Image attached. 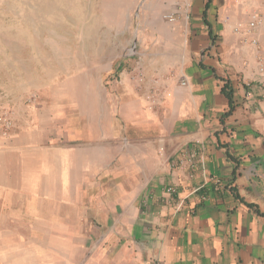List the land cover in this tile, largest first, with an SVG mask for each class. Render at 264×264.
<instances>
[{
    "label": "crops",
    "instance_id": "0c3cea01",
    "mask_svg": "<svg viewBox=\"0 0 264 264\" xmlns=\"http://www.w3.org/2000/svg\"><path fill=\"white\" fill-rule=\"evenodd\" d=\"M115 5L87 102L0 135V264H264V0Z\"/></svg>",
    "mask_w": 264,
    "mask_h": 264
},
{
    "label": "rangeland",
    "instance_id": "374dc122",
    "mask_svg": "<svg viewBox=\"0 0 264 264\" xmlns=\"http://www.w3.org/2000/svg\"><path fill=\"white\" fill-rule=\"evenodd\" d=\"M117 1L0 0V118L13 123L7 130L0 121L1 136L24 126L38 130L45 118L42 126L53 135L48 122L61 108L87 102L90 62L116 59L119 46L133 44L130 36L115 34L125 30L105 25ZM96 71L105 80L115 69ZM63 91H76V97H62Z\"/></svg>",
    "mask_w": 264,
    "mask_h": 264
},
{
    "label": "built area",
    "instance_id": "2783aa9c",
    "mask_svg": "<svg viewBox=\"0 0 264 264\" xmlns=\"http://www.w3.org/2000/svg\"><path fill=\"white\" fill-rule=\"evenodd\" d=\"M174 20H175V18H172L170 16V21L173 22ZM263 23H264V19L260 14H258V13L253 14L251 16V19H250L248 25H247L246 34L247 35L252 34V32L254 30H256L257 28H259L261 25H263ZM242 29H243V25L240 24L237 27L236 32L239 33V32H241ZM253 43L256 44V41L254 40ZM259 70H260L261 74H264V65L260 66ZM183 85H186V82H183ZM0 121H2L5 124V127L7 128V130H9L13 125L12 118H10V117H8V118L1 117ZM214 181L217 183L220 182L219 180H214ZM169 192L172 193L173 190L170 188Z\"/></svg>",
    "mask_w": 264,
    "mask_h": 264
},
{
    "label": "trees",
    "instance_id": "16d2710c",
    "mask_svg": "<svg viewBox=\"0 0 264 264\" xmlns=\"http://www.w3.org/2000/svg\"><path fill=\"white\" fill-rule=\"evenodd\" d=\"M227 86H228V84L225 85V87L223 88L222 92L228 98L229 104H230V107H231V111H232L233 105H234V102H233V94H232V90L229 87H227Z\"/></svg>",
    "mask_w": 264,
    "mask_h": 264
}]
</instances>
